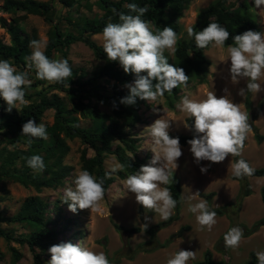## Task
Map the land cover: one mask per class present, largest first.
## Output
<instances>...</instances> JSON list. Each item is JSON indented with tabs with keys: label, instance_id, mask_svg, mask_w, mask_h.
Masks as SVG:
<instances>
[{
	"label": "trees",
	"instance_id": "trees-1",
	"mask_svg": "<svg viewBox=\"0 0 264 264\" xmlns=\"http://www.w3.org/2000/svg\"><path fill=\"white\" fill-rule=\"evenodd\" d=\"M65 8L64 14L56 18V9L50 1L43 0H3L0 6L2 13L10 15V18L0 16V28L8 35V41H4L0 35V60H8L17 71L27 70L26 57L30 56L32 49L30 41L36 40L34 29L27 31L21 25V17L24 15H36L42 17L50 24L45 55L54 59L55 53H59L62 59H67L68 47L81 42L90 48L93 54L102 64L92 72H87L83 67H71L73 77L63 83L49 84L40 80L35 75V70L30 72L32 80L30 87L26 89L25 99L28 105L22 111L13 108L6 111L7 105L0 98V182L11 180L24 187H32L36 192L44 188H56L63 184L64 179L70 174L72 166L64 163V158L70 150L68 140L78 139L85 147L81 151L80 161L82 168L99 178H104L103 187L106 190L114 182L116 177L126 178L135 174L144 165V158L138 154V137L133 133V128L140 123L142 118L139 113L140 107L147 101L137 98L135 105H124L120 99L128 95V89L124 86L135 79L132 73L126 74L118 61H108L103 51V46L92 39V35L102 33L108 23H119L118 13H130L126 7L129 3H135L139 7H148V11L142 19L149 21L153 30L171 27L181 39L178 40L174 55L167 52L168 63L183 68L189 75L188 83L195 80L204 83L208 75L209 59L204 49L196 47L194 38H189L187 29L182 30L179 19L188 6L190 0H94L100 14H77V6L83 4L92 11L90 0H57ZM228 0H213L208 6L200 9L195 22L190 25L194 31H200L208 23L216 22L225 27L229 33V39L224 46L233 45V36L246 30L259 32V22L256 14L251 10L250 3L254 0H242L235 8L230 7ZM115 9V12L113 11ZM146 75V73H142ZM183 85L173 89L171 93L165 92L163 98L168 109L174 110L179 99ZM246 88V86H245ZM58 92H63V96ZM252 93L244 96L245 111L249 114V124L254 132V139L259 144L264 141V135L258 132L254 120L259 115L264 104V97L253 106ZM102 102V103H101ZM99 104L106 106L109 112L102 111ZM47 110H52V122L43 123L42 118ZM29 119L46 126L48 140L34 138L32 145L26 144L27 137L21 134L22 125ZM185 122L189 125L192 119L186 117ZM172 137H178L180 145H189L194 132L188 134L169 132ZM92 150V155L87 150ZM131 154H133L132 157ZM32 155H40L43 158L45 169L37 173L27 165V159ZM113 155L119 165L123 167L112 173L105 167L107 156ZM235 163L238 159L232 157ZM248 162V161H247ZM252 176H264V168H254ZM111 173L105 177V173ZM249 177V176H246ZM238 179L232 175V179L240 182V188L234 202L210 208L218 216L225 215L230 221L229 228L222 233L214 243V248L219 250L228 249L225 243L220 248L219 243L224 242L225 233L234 226L243 229V237L250 236L264 225V216L255 220L250 226L236 221L242 201L252 192L247 178ZM168 187L174 199L176 207L174 215L167 221L151 224L144 231L149 240L136 245L131 252L166 247L167 239L163 243L156 241L157 232L168 226L179 217V204L181 200L180 179L173 172V178ZM215 192L200 193V196L210 201ZM261 201L264 203V186L261 188ZM48 203L39 196H27L20 204L19 209L8 216L0 215V222L21 224L28 228L26 232L16 233L13 229L0 228V237L6 241H14L20 245H27L32 254V264H47L39 251H48L53 244L62 243L56 240L58 230L48 227L50 219L47 216ZM233 212V215L232 213ZM67 223H72L68 219ZM118 232L138 233L140 226L126 228L116 222H112ZM65 227V224L62 226ZM188 228V227H187ZM186 228V229H187ZM106 238H104V241ZM100 242V241H99ZM105 245L104 243H101ZM127 247V245L125 246ZM127 249H129L127 247ZM13 264L20 257V253L11 248ZM120 256L128 259L132 254ZM250 259L247 264H258L255 251H250ZM110 262H118L119 258L106 255ZM193 264H231L226 260H214L210 249H206L201 260Z\"/></svg>",
	"mask_w": 264,
	"mask_h": 264
},
{
	"label": "clouds",
	"instance_id": "clouds-1",
	"mask_svg": "<svg viewBox=\"0 0 264 264\" xmlns=\"http://www.w3.org/2000/svg\"><path fill=\"white\" fill-rule=\"evenodd\" d=\"M254 6H264V0H254ZM130 13H118L119 23H108L102 31L103 51L108 61H118L123 71L135 75L131 83L124 86L128 95L120 99V103L128 106L135 105L137 98L157 103L165 92L183 85L187 86L189 75L183 68L169 64L164 53L174 55L178 40L181 39L171 27L153 30L149 21L142 19L148 7H139L135 3L126 5ZM115 12V9H113ZM189 38H194L196 47L205 49L209 45L223 48L229 39V31L216 22L208 23L200 31L187 28ZM234 46L227 48L229 60V75L232 84L246 81V88H240L238 95L258 93L264 81V33L246 30L232 37ZM33 51L26 57L27 70L17 71L8 60H0V98L7 105L6 111L13 108L22 111L28 105L25 99L26 89L31 86L30 72L34 69L38 79L49 84L63 83L73 77L72 69L66 59H50L45 55L47 42L42 40L30 41ZM146 73V75L142 74ZM225 95L217 97L213 91L207 93L206 99L195 100L187 96L177 107L184 112L193 123H184V127L194 132L187 143L194 162L201 161L222 163L229 156L240 157L251 126L249 114L242 111L239 104L229 98L227 88ZM102 103V102H101ZM153 111H158L153 107ZM171 119H156L150 127L153 140L151 147L154 155L148 165H142L139 171L126 179V189L135 194L136 202L143 206L145 212L152 211L160 216L161 221H167L174 215L176 199L168 187L173 178V172L178 167L177 161L182 156L178 137L169 135ZM21 134L27 137L26 144L30 147L34 138L48 140L45 124L36 123L29 119L22 125ZM131 154L130 157H132ZM27 165L37 173L44 171L45 164L42 156L32 155L27 159ZM115 165L112 172L121 169ZM201 173L208 171L207 166L200 168ZM255 169L244 159H238L232 164V175L238 179L252 176ZM111 173L106 172L105 177ZM74 187H68L63 193L62 202L67 203L68 209L76 213L78 209H89L90 212L101 211L100 202L105 197L104 178H97L87 170L80 171L73 180ZM199 192L187 197L189 201L196 199ZM188 211L195 214L200 230L211 231L216 224V212L210 210L206 200L189 203ZM142 224L143 231L148 227L149 217ZM243 229L231 227L224 235L225 246L235 250L240 246ZM50 259L47 264H110L103 252H95L79 243L64 242L49 247ZM258 264H264V251L256 253ZM195 251L179 250L167 260V264H188L195 260Z\"/></svg>",
	"mask_w": 264,
	"mask_h": 264
},
{
	"label": "rangeland",
	"instance_id": "rangeland-1",
	"mask_svg": "<svg viewBox=\"0 0 264 264\" xmlns=\"http://www.w3.org/2000/svg\"><path fill=\"white\" fill-rule=\"evenodd\" d=\"M3 0H0V6ZM50 1L56 9V18L64 14L63 8L57 0ZM92 11H89L85 5L77 6L75 15L77 14H100L99 8L93 2ZM213 0H190L188 6L183 12V16L179 19L182 30L192 25L197 13L200 9L206 7ZM242 0H228L230 7L235 8ZM251 10L256 14L259 22V32L264 33V6L256 8L254 1L250 3ZM0 16L10 18V15L2 13ZM21 25L27 30H35L37 39L48 41L50 24L42 17L36 15H24L21 17ZM0 35L4 41H8V35L0 28ZM92 39L103 46L102 33L92 35ZM227 48H216L209 45L204 49L206 57L210 61L208 66V75L204 83H198L195 80L183 86L175 109L170 110L166 107L164 98L160 97L158 104L146 102L140 107L141 122L133 128V133L138 137L137 154L144 158V165H148L154 153L151 150L153 140L150 133V127L156 119H171V127L169 132L188 134L189 129L184 127L187 115L182 112L177 105L182 103V98L187 96L190 99L203 100L206 99L207 93L213 91L217 97L225 95L224 89L227 88L229 98L233 103L239 104L242 111H245L244 97L238 95L240 88H245L246 81L241 80L239 84H232L229 75L230 61L227 58ZM32 51L33 48L31 47ZM167 52V51H166ZM168 53V52H167ZM169 54V53H168ZM171 56V55H170ZM54 59H62L59 53H55ZM67 59L71 67H83L85 71L92 72L97 66L101 65L102 60L98 59L85 44L75 42L68 47ZM264 89V81L261 85ZM63 96V92H58ZM264 97V91L256 94L252 93L251 100L253 106H257L261 98ZM153 107L158 111H153ZM102 111L109 112V109L99 104ZM52 110H47L42 118L43 123L52 122ZM258 132L264 135V104L259 115L253 121ZM70 150L64 158V163L72 166L70 174L64 179L63 184L56 188H44L40 192H36L32 187H24L11 180L0 182V215L8 216L15 213L22 201L30 195L38 194L48 203L47 216L50 219L48 227L58 230L56 240L79 243L82 247H86L95 252H103L114 258H119L118 262H110V264H167V260L175 255L179 250L195 251L196 259L189 260L188 264L203 258L204 251L210 249L214 260H226L231 264H247L250 259V251L255 253L264 251V225L250 236L243 237L240 246L235 250L228 248L219 250L214 248V243L218 237L224 233L230 226V221L225 215H216V224L211 231L200 230L195 214L188 211L189 203H196L205 198L200 193L215 192V195L208 202L209 208L224 205L236 200L240 182L232 179L233 158L227 157L222 163H211L209 161H201L200 164L194 162L193 155L190 151V145H181L182 156L178 159V167L174 170L175 175L180 179L181 184V200L179 204V217L168 226L160 229L156 234V241L163 243L167 239L170 241L166 247L136 252L133 254L131 250L138 244L147 242L148 235L143 231L142 224L146 221L144 217H149L148 226L158 222L160 216L152 211L145 212L142 205L136 202L135 194L128 192L126 189V178L116 177L105 192L104 199L100 202L101 211L90 212L89 209L80 210L76 213L68 209L67 203L62 202L63 193L66 188L74 187L73 180L75 176L82 170L80 155L85 147L78 139L67 141ZM88 155H92V150H87ZM246 158L249 165L253 168H264V141L257 143L254 139V132L248 134L245 140V146L241 154ZM119 165L113 155H109L105 159L106 169L112 172V168ZM207 166L208 171L201 173L200 168ZM116 172V171H115ZM114 173V172H112ZM251 187V194L242 201L240 211L237 213L236 221L250 226L255 220L264 216V203L261 201V188L264 186V176L246 177ZM164 187V185H161ZM199 192L196 199L189 201L187 199L192 193ZM233 215V212H231ZM71 219L72 223H67ZM112 222H116L126 228L131 226H140L142 230L138 233L118 232ZM65 224V227H62ZM188 227V228H187ZM0 228L13 229L16 233L28 231L27 227L21 224H11L0 222ZM187 228V229H186ZM104 238L106 240L104 241ZM100 241V242H99ZM105 245L101 244L104 243ZM224 242L219 243L220 248ZM129 249H127V247ZM15 248L20 257L14 264H32V254L27 245H20L14 241H6L0 237V264H13V256L11 248ZM124 254H132L133 258L128 259L120 256L118 251ZM45 262L50 259L48 251H39Z\"/></svg>",
	"mask_w": 264,
	"mask_h": 264
}]
</instances>
